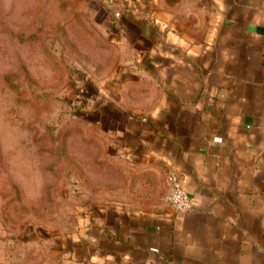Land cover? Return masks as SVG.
<instances>
[{
	"label": "crops",
	"instance_id": "obj_1",
	"mask_svg": "<svg viewBox=\"0 0 264 264\" xmlns=\"http://www.w3.org/2000/svg\"><path fill=\"white\" fill-rule=\"evenodd\" d=\"M153 1L120 8L146 82L110 116L144 186L76 229L71 258L264 264V0H198L199 38ZM170 173L194 197L187 213L165 199Z\"/></svg>",
	"mask_w": 264,
	"mask_h": 264
},
{
	"label": "rangeland",
	"instance_id": "obj_2",
	"mask_svg": "<svg viewBox=\"0 0 264 264\" xmlns=\"http://www.w3.org/2000/svg\"><path fill=\"white\" fill-rule=\"evenodd\" d=\"M197 1L153 3L199 38ZM136 5L0 0L1 263H76L73 232L144 186L110 124L146 82L117 20Z\"/></svg>",
	"mask_w": 264,
	"mask_h": 264
},
{
	"label": "built area",
	"instance_id": "obj_3",
	"mask_svg": "<svg viewBox=\"0 0 264 264\" xmlns=\"http://www.w3.org/2000/svg\"><path fill=\"white\" fill-rule=\"evenodd\" d=\"M109 4H112L114 0H106ZM264 11V5H263ZM118 16L119 13L116 12ZM165 199L169 205L172 206L175 213L184 214L190 211L193 207L194 197L189 195L182 185L180 184L178 177L175 173L169 175V189L165 195Z\"/></svg>",
	"mask_w": 264,
	"mask_h": 264
}]
</instances>
